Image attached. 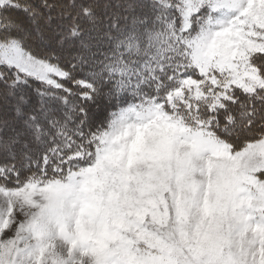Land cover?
I'll list each match as a JSON object with an SVG mask.
<instances>
[{"label": "snow or ice", "instance_id": "1", "mask_svg": "<svg viewBox=\"0 0 264 264\" xmlns=\"http://www.w3.org/2000/svg\"><path fill=\"white\" fill-rule=\"evenodd\" d=\"M0 264H264V0H0Z\"/></svg>", "mask_w": 264, "mask_h": 264}]
</instances>
